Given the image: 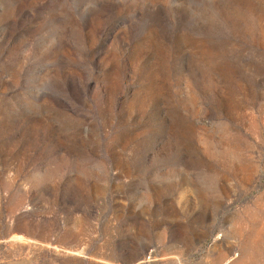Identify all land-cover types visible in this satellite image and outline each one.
<instances>
[{"label": "rangeland", "instance_id": "obj_1", "mask_svg": "<svg viewBox=\"0 0 264 264\" xmlns=\"http://www.w3.org/2000/svg\"><path fill=\"white\" fill-rule=\"evenodd\" d=\"M0 264H264V0H0Z\"/></svg>", "mask_w": 264, "mask_h": 264}]
</instances>
